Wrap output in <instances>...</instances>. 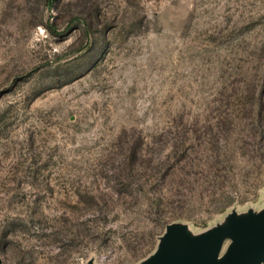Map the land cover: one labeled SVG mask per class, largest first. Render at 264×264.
Wrapping results in <instances>:
<instances>
[{"label":"rangeland","instance_id":"1","mask_svg":"<svg viewBox=\"0 0 264 264\" xmlns=\"http://www.w3.org/2000/svg\"><path fill=\"white\" fill-rule=\"evenodd\" d=\"M262 208L264 0H0L3 264H139Z\"/></svg>","mask_w":264,"mask_h":264},{"label":"water","instance_id":"2","mask_svg":"<svg viewBox=\"0 0 264 264\" xmlns=\"http://www.w3.org/2000/svg\"><path fill=\"white\" fill-rule=\"evenodd\" d=\"M230 239L220 255L224 240ZM264 262V208L237 215L229 213L222 225L192 235L186 226L170 223L154 252L139 264H262ZM0 264L2 260L0 258ZM87 264H92L88 261Z\"/></svg>","mask_w":264,"mask_h":264}]
</instances>
